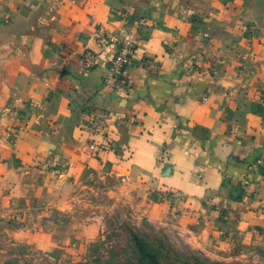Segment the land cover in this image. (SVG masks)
I'll use <instances>...</instances> for the list:
<instances>
[{
    "label": "crops",
    "instance_id": "0c3cea01",
    "mask_svg": "<svg viewBox=\"0 0 264 264\" xmlns=\"http://www.w3.org/2000/svg\"><path fill=\"white\" fill-rule=\"evenodd\" d=\"M99 32L135 43L129 89L105 85ZM91 173L211 258L264 249V0H0V219L26 220L9 237L96 241L100 219L42 221Z\"/></svg>",
    "mask_w": 264,
    "mask_h": 264
},
{
    "label": "rangeland",
    "instance_id": "374dc122",
    "mask_svg": "<svg viewBox=\"0 0 264 264\" xmlns=\"http://www.w3.org/2000/svg\"><path fill=\"white\" fill-rule=\"evenodd\" d=\"M86 177L88 180L77 187L73 206L65 211L50 209L42 221L52 227H69L97 218L101 221V236L82 246L76 247L71 242L46 252L33 243H21L9 237L5 231V219L17 220L12 223L19 221L20 226L26 224L23 213H18L14 218L0 219V258L3 264H134L137 258L132 233H137L149 244L164 241L162 244L168 247L170 243L180 255L177 262H172L175 264H264V249L248 251L229 260L211 258L192 247L181 230L168 223H156L141 217L132 201L124 199L123 202L116 178L102 173H91Z\"/></svg>",
    "mask_w": 264,
    "mask_h": 264
},
{
    "label": "built area",
    "instance_id": "2783aa9c",
    "mask_svg": "<svg viewBox=\"0 0 264 264\" xmlns=\"http://www.w3.org/2000/svg\"><path fill=\"white\" fill-rule=\"evenodd\" d=\"M100 42H113L117 45V50L108 66V73L104 77L105 85L115 90H126L129 89V75L128 68L132 63L136 45L134 42L123 41L118 42L109 33H98ZM82 62L86 69H92L95 67V56L91 53H85L82 56ZM92 149H95V144L91 145ZM174 197V194L170 195Z\"/></svg>",
    "mask_w": 264,
    "mask_h": 264
},
{
    "label": "trees",
    "instance_id": "16d2710c",
    "mask_svg": "<svg viewBox=\"0 0 264 264\" xmlns=\"http://www.w3.org/2000/svg\"><path fill=\"white\" fill-rule=\"evenodd\" d=\"M132 235L137 258V261L134 264H175L172 262L178 261L177 258L180 255L172 246H170V243H168V247H164V241L158 242L159 245L158 243L149 244L137 233H132ZM122 250L124 251L125 249Z\"/></svg>",
    "mask_w": 264,
    "mask_h": 264
}]
</instances>
